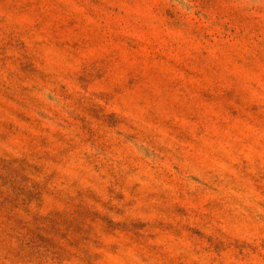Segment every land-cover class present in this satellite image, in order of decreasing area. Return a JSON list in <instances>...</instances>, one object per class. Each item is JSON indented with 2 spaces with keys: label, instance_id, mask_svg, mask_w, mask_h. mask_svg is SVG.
I'll list each match as a JSON object with an SVG mask.
<instances>
[{
  "label": "rangeland",
  "instance_id": "1",
  "mask_svg": "<svg viewBox=\"0 0 264 264\" xmlns=\"http://www.w3.org/2000/svg\"><path fill=\"white\" fill-rule=\"evenodd\" d=\"M0 264H264V0H0Z\"/></svg>",
  "mask_w": 264,
  "mask_h": 264
}]
</instances>
